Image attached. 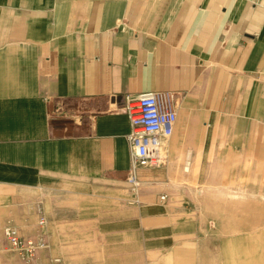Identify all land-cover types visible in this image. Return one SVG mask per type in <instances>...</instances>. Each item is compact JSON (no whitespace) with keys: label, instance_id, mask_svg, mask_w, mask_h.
Masks as SVG:
<instances>
[{"label":"crops","instance_id":"crops-1","mask_svg":"<svg viewBox=\"0 0 264 264\" xmlns=\"http://www.w3.org/2000/svg\"><path fill=\"white\" fill-rule=\"evenodd\" d=\"M148 92L177 121L134 188ZM7 224L44 235L36 264H264V0H0V264H25Z\"/></svg>","mask_w":264,"mask_h":264},{"label":"built area","instance_id":"built-area-1","mask_svg":"<svg viewBox=\"0 0 264 264\" xmlns=\"http://www.w3.org/2000/svg\"><path fill=\"white\" fill-rule=\"evenodd\" d=\"M131 129L127 135L131 147V170L129 181L134 188L139 186L136 172L139 168L160 167L164 161L160 152L162 137H170L177 121V105L169 92H148L128 106ZM165 195L161 199H165ZM44 220H42L43 222ZM3 235L9 249L25 264H36L39 251L47 248L41 232L23 236L20 230L7 224ZM1 261V253H0Z\"/></svg>","mask_w":264,"mask_h":264},{"label":"rangeland","instance_id":"rangeland-1","mask_svg":"<svg viewBox=\"0 0 264 264\" xmlns=\"http://www.w3.org/2000/svg\"><path fill=\"white\" fill-rule=\"evenodd\" d=\"M53 129L55 132H62L64 130V126L55 119L53 123ZM212 230L218 228V221L213 220L208 222ZM217 232H213V234ZM203 236L196 237L191 244L188 246L182 247V249L186 250H198L201 247V241L203 240ZM198 242V243H197ZM248 249V248H247ZM177 255L185 256L186 253L176 254V252H166V253H147V252H132L131 258L129 262H125V264H175ZM120 255L113 251L108 252H98L96 255L97 264H124L119 260Z\"/></svg>","mask_w":264,"mask_h":264}]
</instances>
